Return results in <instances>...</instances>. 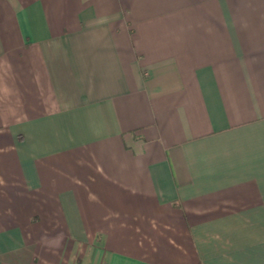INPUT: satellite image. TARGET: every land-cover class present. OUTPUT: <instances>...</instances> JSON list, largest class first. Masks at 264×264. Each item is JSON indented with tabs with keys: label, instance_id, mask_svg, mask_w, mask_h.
<instances>
[{
	"label": "crops",
	"instance_id": "obj_1",
	"mask_svg": "<svg viewBox=\"0 0 264 264\" xmlns=\"http://www.w3.org/2000/svg\"><path fill=\"white\" fill-rule=\"evenodd\" d=\"M0 264H264V0H0Z\"/></svg>",
	"mask_w": 264,
	"mask_h": 264
}]
</instances>
